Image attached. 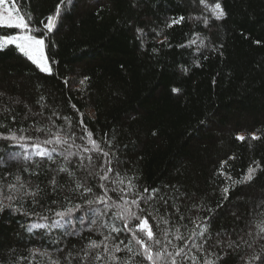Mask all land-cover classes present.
I'll return each instance as SVG.
<instances>
[{"label":"trees","instance_id":"obj_1","mask_svg":"<svg viewBox=\"0 0 264 264\" xmlns=\"http://www.w3.org/2000/svg\"><path fill=\"white\" fill-rule=\"evenodd\" d=\"M216 2L226 12L222 20L211 18L200 0H71L62 5L45 38L50 74L40 72L12 46L0 51V135L24 136L21 143L27 150L40 143L51 156L26 152L30 159H9V152L23 150L0 139V264H69L70 259L72 264H149L136 254L142 250L131 232H111L112 225L123 229V221L112 218L115 205L123 203L120 196L131 200L145 187L159 189L155 200L141 202L144 212L138 213L161 241L153 244L154 250L174 253L183 248L189 259L178 258L182 264L217 257V264H264V239L254 241L248 235L264 220V0H206L209 8ZM59 3L19 0L18 6L46 31L40 22L54 15ZM179 17L184 20L168 27ZM191 40L196 43L181 47ZM57 132L70 137L71 149L42 143ZM87 132L98 150L83 151L92 149ZM69 152L73 155L66 160ZM109 159L114 171L102 181ZM61 167L72 176L60 173ZM250 167L257 169L254 178L232 186L225 199L222 189L231 181L218 173L239 180ZM53 177L60 185L55 191ZM128 177L136 185L132 192L126 191ZM120 178L123 184L112 182ZM77 182L92 188L88 199L107 192V215L79 210L67 231H27L29 224H50L58 219L55 212L83 205L81 192L70 191ZM13 183L18 190L7 187ZM37 186L42 191L34 205L24 193ZM8 196L17 199L9 201ZM10 203L20 211L7 207ZM205 217L210 218L209 232L194 235ZM105 236L111 237L108 252L103 244L86 249L89 241H104ZM120 240L122 251L112 261V245ZM230 241L240 247L228 248ZM193 244H202L203 251Z\"/></svg>","mask_w":264,"mask_h":264},{"label":"snow or ice","instance_id":"obj_2","mask_svg":"<svg viewBox=\"0 0 264 264\" xmlns=\"http://www.w3.org/2000/svg\"><path fill=\"white\" fill-rule=\"evenodd\" d=\"M65 3L70 4L71 0H60V3L56 5V11L55 15H49L46 18L45 21H41L40 23L43 25V29L46 31H42L40 28L36 27L33 23V17L30 13L25 15L22 10L19 8V0H11V3H9V0H0V29H13L15 30L12 33H6V32H0V51L5 50L9 46L14 47L20 54H22L28 61L31 62V64L35 65L37 69H39L42 73H51V67L49 65V59L46 56L45 48H46V41L45 38L48 35V33H51L53 31V28L57 22L58 17L61 14V8L62 5ZM201 4L205 5V8L208 9L211 13V18H214L215 20H222L226 16V12L223 9L221 3L216 2L213 6L209 8L208 4L206 3V0H200ZM184 20V17H179L177 19H173L169 24L168 27H172L174 24L180 23ZM203 23L205 26L209 23V18L205 17L203 20ZM138 32L141 30L138 29ZM159 35V33H158ZM195 40L189 41L188 45H181V47H187L190 45L195 44ZM201 45H203V40L200 41ZM184 71H187V69H184ZM87 77H85V80ZM84 81H81V84H83ZM173 92L179 91L178 89H173ZM2 126V125H0ZM23 131V130H22ZM37 132L44 131L41 128L36 129ZM88 136V143L92 145V149L85 148L84 152L94 151L99 149V145L95 139H93V134L91 132H87ZM0 139H7L12 141L13 143L10 145L11 148H20L23 151L17 152V151H11L8 153L9 159H19L21 156H23L24 159H30V157L26 154L27 148L25 145L21 143L25 139L24 136L17 137L14 133L9 136H2L0 135ZM30 139V137H29ZM70 139V137L68 138ZM68 139H66L61 134L52 133L51 139H44L42 141L43 144H56V145H65L67 144L68 149H71L73 147V144L68 143ZM237 140L243 141L245 139L244 136H237ZM252 139H258L257 136L253 135ZM110 143V142H109ZM28 147H31L32 154L38 157H47L51 159V156L47 149H42L40 143L32 144ZM55 151V149H53ZM102 151V150H101ZM73 155V153L69 152L68 155L65 156V159L67 160L69 156ZM103 155L105 157L108 156L107 152H103ZM89 163L92 162V157H87ZM106 163L109 165L104 175L100 176V180H107L108 173L113 172L114 168L111 166L113 164V161L111 159L107 160ZM118 163V161H117ZM81 166L83 167V161H81ZM224 162H222L221 167L223 168ZM257 169L250 167L248 169L247 174H245L242 178L239 180H233L232 177L227 176L224 172H219V175H225L226 178L231 181V184L226 185L222 191L225 194L224 198L227 199V194L230 191V188L237 184H243L250 182L254 178V174ZM60 173H68V175L71 177L72 173L68 172V169L61 167L59 169ZM91 174V173H90ZM117 177H119V173H117ZM17 182L20 181V177H16ZM114 184L124 183V179L120 178L118 180L112 181ZM50 184L53 186V191L57 187H60L57 179L53 177V179L50 181ZM7 187L13 191L18 190L17 184H8ZM24 184H19V188H24ZM100 187H104V185H100ZM136 188V185L133 183V178L128 177V183L126 186L127 192H132ZM82 190V191H81ZM42 190L39 188V186L36 187L34 191H25V195L30 196L33 198V204L39 203V200L36 199ZM70 191H80L81 196L84 197V203L81 204H75L73 207L66 208L63 211H57L55 212V216L58 217V219L52 220L50 224H42V223H32L28 225L27 231L34 232L36 230H45L46 233L51 232L54 229H58L61 227L65 228V231H67V227L71 224V217L74 212H77L79 210H83L86 214L91 213L93 216L98 215H107L108 214V208L111 207L109 205L108 201L111 200V197L107 196V192L104 193V195L96 196L94 199H88L86 198V194L92 192L91 187H87L79 182L76 183L75 189H70ZM112 191H116V189H112ZM124 191V190H121ZM159 193V189L153 188L149 189L145 187L143 189V192H136L135 197L131 200L127 198L126 195L120 196V199L123 201L121 204L115 205V207L118 209L114 213H112V218L115 220L123 221V229L116 227L115 225L111 226V232L114 233H120L121 231H128L132 233L131 239L140 246L141 252L136 253L137 255H142L144 259H146L149 264H182V261L178 258L183 257V260H188L189 257L184 254L183 248H177L174 253L167 251L166 248H153V244L159 246L161 244V241L156 238L153 227L149 224V221L147 218H143L138 213H143L144 209L141 208V202L144 204H149L150 201H153L156 199L157 194ZM9 201L16 200L17 197L15 196H8L6 197ZM160 199H163L161 196ZM53 204L56 203L55 200L52 201ZM103 204L105 205V208L99 209L93 207L94 205ZM86 206V207H85ZM150 207L152 205H149ZM4 205L0 204V210H3ZM7 207H13L15 211H20V208L14 207L11 203L7 205ZM133 207H135L136 211L133 210ZM50 210V209H49ZM211 211V209H209ZM158 211V210H157ZM27 214V213H24ZM35 214V213H33ZM151 215V213H149ZM85 217H80L81 221H83ZM155 219V217H153ZM41 219H48V217L44 216L41 217ZM183 219V217H181ZM209 217H205L204 222L199 224L200 231L198 233H194V235H198L201 237H204L206 233L209 232V224L207 221L209 220ZM161 220L163 223L167 224L168 221L161 217ZM133 221H138V223H135L134 226L132 224ZM92 223H95V220H91ZM198 221L194 220L193 223H197ZM254 228L256 229L255 234L252 231H249L248 235L253 237V240L255 241L258 239H264V220L260 221L256 225H254ZM179 230H177L178 232ZM71 234H76L74 231ZM165 238H167L168 233L165 232ZM143 237H146L145 240ZM110 236H105L104 241L97 242L95 240L89 241L88 245L86 246V249H99L101 245L103 244L104 251H109V245L107 241L110 239ZM208 238H211L210 236ZM175 239L181 240L183 239L182 236L176 235ZM153 242V243H149ZM169 244H171V241H168ZM217 243H220L217 241ZM242 243L247 244L248 247H251V244H248L247 241H242ZM124 244V240H120L118 244H113V253H110V259L112 261L118 260V257L114 255V253H118L122 251L120 245ZM240 247L239 244H236L235 242H228L227 247L233 248ZM193 247H196L198 251H203V245H195L193 244ZM125 248L127 251L132 252V248L130 245L126 244ZM35 254V253H34ZM46 254V253H45ZM88 251L85 250L84 256L87 258ZM69 257L72 256L71 253L68 254ZM23 259V258H22ZM96 260L101 259V255L99 253L95 256ZM220 258L217 257L216 261H213L211 259H206L204 261V264H217L218 260ZM31 264V262H29ZM52 264H60V262L53 261ZM69 264H72L71 259L69 260ZM127 264V262H125Z\"/></svg>","mask_w":264,"mask_h":264},{"label":"rangeland","instance_id":"obj_3","mask_svg":"<svg viewBox=\"0 0 264 264\" xmlns=\"http://www.w3.org/2000/svg\"><path fill=\"white\" fill-rule=\"evenodd\" d=\"M9 3H11V0H9ZM54 15H55V14H54ZM27 153L32 154V149H31V148L28 149V150H27Z\"/></svg>","mask_w":264,"mask_h":264}]
</instances>
